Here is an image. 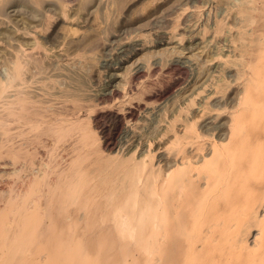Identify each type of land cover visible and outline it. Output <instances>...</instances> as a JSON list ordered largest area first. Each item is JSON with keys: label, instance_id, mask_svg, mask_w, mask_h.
<instances>
[{"label": "bare ground", "instance_id": "6f19581e", "mask_svg": "<svg viewBox=\"0 0 264 264\" xmlns=\"http://www.w3.org/2000/svg\"><path fill=\"white\" fill-rule=\"evenodd\" d=\"M231 13L224 39L216 28L200 111L153 138L133 134L122 154L104 153L89 124L70 118L84 108L82 86L57 89L58 106H47L20 88L19 39L0 50V264H264V0Z\"/></svg>", "mask_w": 264, "mask_h": 264}, {"label": "rangeland", "instance_id": "374dc122", "mask_svg": "<svg viewBox=\"0 0 264 264\" xmlns=\"http://www.w3.org/2000/svg\"><path fill=\"white\" fill-rule=\"evenodd\" d=\"M216 1L2 0L0 2V19L4 23L1 22L3 27L0 29V50L10 49L8 44L13 41L15 45L19 39L17 47L20 45L22 50V54L19 56L24 66L20 88L30 92V95L33 93L34 99L40 98L43 103L46 102L47 106L50 104L58 106L54 101L58 102L56 99L58 94H55L59 90L82 86L79 95L84 99V108L73 113L70 118L72 117V120L82 119L87 125L89 124V127L100 138V146L104 149V153L111 152V155L120 153L118 151L126 153L130 148L126 149L130 144L129 138L133 137V134L138 135L137 137L152 134L150 137L153 138L157 132L163 133L162 131L169 130L168 124L178 113L181 118H184L186 114L190 116V114L200 111L199 103L202 104L208 94V81L203 80V77L208 79V75H210L208 73L216 65L215 60H209L210 55L216 51L217 47L215 32L220 31L218 32L221 39H224L222 36L228 35L227 27H230L228 25H231V20L233 22L232 16L228 15H232L231 12L241 2V0ZM229 10L230 13H227ZM153 15L156 17L159 15L158 22ZM150 17H155V19ZM153 19L155 23H153ZM149 21L153 25L149 24ZM13 25H16L15 27L18 29L16 32H13L16 29ZM71 29H77V33H73ZM90 38L93 40L85 48L84 43ZM126 38L128 39L126 40ZM31 41L37 42L38 46H29L32 44ZM83 48L88 52L87 50L85 52ZM223 50L225 51V49ZM85 53L87 54L85 55ZM151 53L155 56L148 57ZM144 54L146 57L142 63L146 67L142 64L143 66H140L142 73L138 74L137 69H134V63ZM191 54L193 56L196 54L195 60L194 58H191L192 61L188 59ZM6 56L4 55L5 60L4 58L0 60V78H5L8 72L3 62L6 61L8 57ZM177 58L179 59L177 60ZM37 64L40 66L39 68ZM201 65H203L202 68ZM199 68L204 70L201 71ZM187 77L190 78L187 79ZM231 91L232 88L226 94ZM110 92L111 94H108ZM37 94L43 96L39 97ZM47 99L48 101H46ZM100 99L101 101H99ZM191 102L193 103L189 107ZM89 105L90 107H88ZM74 116L77 118L75 119ZM181 123V121L176 123L178 128L181 127ZM105 138L110 139L109 142L112 144H104ZM134 146L131 145V147ZM139 148H137V152L140 151ZM133 150L135 149L133 148ZM35 254L34 258H38L42 254L40 247L36 249ZM34 263L51 264L50 261L40 260L34 261ZM91 264H94V261Z\"/></svg>", "mask_w": 264, "mask_h": 264}]
</instances>
